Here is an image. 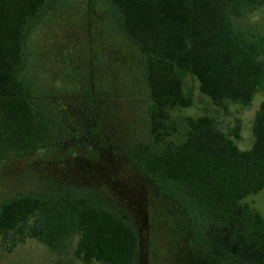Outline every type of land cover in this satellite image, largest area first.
<instances>
[{
  "label": "trees",
  "instance_id": "1",
  "mask_svg": "<svg viewBox=\"0 0 264 264\" xmlns=\"http://www.w3.org/2000/svg\"><path fill=\"white\" fill-rule=\"evenodd\" d=\"M62 0H0V161L52 150L62 124L27 76L29 39ZM139 50L149 100L147 137L130 148L140 174L179 204L217 264H264V215L244 199L264 190V99L253 145L241 120L225 131L210 114L174 116L193 104L185 78L215 105L251 104L264 87V35L237 26L264 0H105ZM0 236L12 248L34 238L83 264H138L140 236L118 211L78 185L21 192L0 202Z\"/></svg>",
  "mask_w": 264,
  "mask_h": 264
},
{
  "label": "rangeland",
  "instance_id": "2",
  "mask_svg": "<svg viewBox=\"0 0 264 264\" xmlns=\"http://www.w3.org/2000/svg\"><path fill=\"white\" fill-rule=\"evenodd\" d=\"M236 24L264 35V7ZM28 47L27 76L36 96L55 109L62 128L52 150L0 161V202L21 192L87 187L137 228L138 264H217L197 243L194 225L180 215L179 204L144 178L131 157V146L147 137L149 100L139 50L117 27L107 2L62 0L34 29ZM185 86L194 93L193 104L174 116L210 114L225 131L240 119L237 144L252 147L264 87L250 105L229 103L224 110L200 92L193 77L185 78ZM244 201L264 215V190ZM75 246L76 240L69 252L58 254L27 238L10 248L0 236V264H83L73 254Z\"/></svg>",
  "mask_w": 264,
  "mask_h": 264
}]
</instances>
